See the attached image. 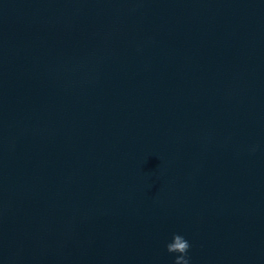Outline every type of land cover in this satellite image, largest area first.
<instances>
[{"label":"water","instance_id":"water-1","mask_svg":"<svg viewBox=\"0 0 264 264\" xmlns=\"http://www.w3.org/2000/svg\"><path fill=\"white\" fill-rule=\"evenodd\" d=\"M264 264V0H0V264Z\"/></svg>","mask_w":264,"mask_h":264},{"label":"clouds","instance_id":"clouds-1","mask_svg":"<svg viewBox=\"0 0 264 264\" xmlns=\"http://www.w3.org/2000/svg\"><path fill=\"white\" fill-rule=\"evenodd\" d=\"M190 247V243L184 236L174 233L171 242L166 244V251L177 254L173 264H191V258L188 255Z\"/></svg>","mask_w":264,"mask_h":264}]
</instances>
